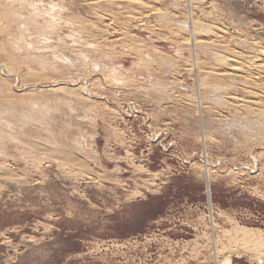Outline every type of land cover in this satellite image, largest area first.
Wrapping results in <instances>:
<instances>
[{"label": "rangeland", "instance_id": "1", "mask_svg": "<svg viewBox=\"0 0 264 264\" xmlns=\"http://www.w3.org/2000/svg\"><path fill=\"white\" fill-rule=\"evenodd\" d=\"M30 1L64 21L18 54L0 7V264H264L218 243L264 232V0Z\"/></svg>", "mask_w": 264, "mask_h": 264}, {"label": "bare ground", "instance_id": "2", "mask_svg": "<svg viewBox=\"0 0 264 264\" xmlns=\"http://www.w3.org/2000/svg\"><path fill=\"white\" fill-rule=\"evenodd\" d=\"M87 1V0H86ZM153 1V0H152ZM10 3V4H9ZM9 3H2V4H0V7L1 8H6V10H5V14H7V15H9V16H11V17H16V19H17V29H18V33L17 34H15V38H16V42H18V43H16V46L14 47V50L19 54V53H22L21 51V49H22V46L21 45H18V44H20V42H22V40L25 38L22 34H24V35H27V36H29V35H31V34H33V33H35V34H39V33H43L44 32V29H46L47 28V30H53L54 31V29H56L55 27H56V24H58L57 23V21H56V19L58 18V17H60V15H61V13H63L64 12V8L65 7H62L60 4H51V6H50V9H48V15L46 16V19H45V17H42L41 15H39V13H38V9H37V4L36 3H34V1H30V0H11ZM134 4V3H133ZM174 4V3H173ZM140 6V5H139ZM24 7H26V9H27V11H28V15L32 18V20L31 21H29V22H25V21H23V17H21L22 16V11L25 9ZM47 7V6H46ZM143 7V6H142ZM140 9H141V7H140ZM47 10V9H46ZM66 10V9H65ZM40 12H41V10H40ZM47 12V11H46ZM52 12V13H51ZM56 12V13H55ZM27 13V12H26ZM42 13V12H41ZM44 13V12H43ZM42 13V14H43ZM134 13V12H133ZM50 14H52V15H50ZM163 14V13H162ZM157 15V14H156ZM155 15V16H156ZM164 15V14H163ZM5 16V15H4ZM24 16V15H23ZM63 16V15H62ZM158 16H159V14H158ZM29 17V18H30ZM9 18V17H8ZM28 18V19H29ZM39 18L43 21V23H45V25H46V28H42L41 27V25H40V23H38L39 22ZM61 18V17H60ZM64 18V17H63ZM63 18L62 19H59L58 18V21L59 20H61V21H64L63 20ZM13 19V18H12ZM168 19L170 20V21H173L172 19H170L169 18V16H168ZM190 19V18H189ZM103 20V19H102ZM163 20V19H162ZM161 20V21H162ZM165 21H166V19H164ZM56 21V22H55ZM105 21V20H104ZM64 23V22H63ZM66 24V23H65ZM65 24H63V25H65ZM66 25H68V24H66ZM187 25H188V23H187ZM60 26V25H59ZM68 26H71V25H68ZM75 27V26H74ZM199 27V25L198 24H196V23H194L193 21H191V23H190V26L188 27L189 29H190V31L191 32H194V31H196V30H200V27ZM203 28V27H202ZM209 32V31H208ZM216 33V32H215ZM70 34V33H69ZM203 34V33H202ZM206 36V35H205ZM14 37V36H13ZM192 38V37H191ZM209 38V37H208ZM218 38V37H217ZM61 39V38H60ZM193 39V38H192ZM25 40V39H24ZM52 40V39H51ZM68 40V39H67ZM61 41V40H60ZM46 44L48 43V40L46 39ZM25 43V42H24ZM45 44V45H46ZM49 45V44H48ZM24 46H26L29 50L31 49V52H34V50H33V47H32V44H24ZM79 46V45H78ZM193 46H199L197 43H194L193 44ZM25 47V48H26ZM44 47V46H43ZM46 47V46H45ZM111 47V46H110ZM200 47H204V46H200ZM205 47H208V48H211V47H213L212 45H208V46H205ZM27 49V50H28ZM48 50H49V48H48ZM51 51V50H50ZM212 51V50H211ZM210 51V52H211ZM27 52V51H26ZM213 52V51H212ZM35 53V52H34ZM34 53H25V54H23L24 55V60H32V61H34V62H36L37 63V65H40V66H44L43 68H45L46 67V65L47 66H49L50 68V70L52 71H54V70H56L54 67H56V66H54V64H50V62H48V60L45 58V57H43L42 55H40V53H39V55H35ZM42 53V52H41ZM44 54H45V52H44ZM55 54V53H54ZM83 54V53H82ZM46 56V55H45ZM216 56V55H215ZM81 57V56H80ZM83 57H85L84 56V54H83ZM213 57V56H212ZM216 58V57H215ZM217 58H218V60L220 61L221 60V63H224V62H226V59L227 58H222V57H220V56H217ZM216 58V59H217ZM234 58H236L235 56H234ZM56 59V58H55ZM54 60V59H53ZM60 61V59H56L55 60V62L57 61L58 63H60L59 61ZM86 61H88V59L86 60ZM85 61V62H86ZM54 62V63H55ZM84 61H83V63H85ZM230 62V61H229ZM149 63V62H148ZM56 64V63H55ZM88 64H90L89 62H88ZM227 64V63H226ZM251 64L252 65H254V60H252L251 61ZM229 65H232L233 66V70L234 71H238V73L240 72V71H242V63H237V62H235V64L233 63V64H231V62L228 64V66ZM84 66H86L85 64H84ZM232 66H231V68H232ZM1 67V66H0ZM197 67V66H196ZM248 67V66H247ZM87 68H89V66L87 67ZM93 68V67H92ZM169 68V67H168ZM198 68V67H197ZM230 68V67H229ZM264 68V67H263ZM1 70H0V73H1V75L2 76H11L12 75V73L11 72H9V71H7V72H3L4 70L2 69V68H0ZM95 69V68H94ZM97 69H98V67H97ZM244 70V69H243ZM97 71V70H96ZM110 71V70H109ZM92 72H95V71H92ZM114 72L116 73V71L114 70ZM115 73H113L112 74V76H115L114 74ZM244 73V72H243ZM236 74V73H235ZM109 75V74H108ZM117 75V74H116ZM249 75H251V74H249ZM120 76V75H119ZM31 77H32V75H31ZM31 77H28V78H31ZM104 77V76H103ZM118 77V76H117ZM114 78V77H113ZM119 78V77H118ZM6 79V78H5ZM112 80V79H111ZM8 81V80H7ZM115 81H117V80H115ZM83 82H84V84H85V80L83 79ZM29 84V83H28ZM33 86H35L36 88H38L39 90H46V89H44V87H42V86H40L39 87V85H33ZM52 86V85H51ZM69 86H71L70 85V83H67V82H65V81H61L60 83H58V84H56L55 86H53V87H51V88H48L47 90L48 91H51L52 93L53 92H56V91H65V90H67V91H69V92H72L73 94H74V92H75V90H77L76 88H78V87H76V88H74V89H71V87H69ZM82 86V85H81ZM246 86H248V85H246ZM80 88V87H79ZM95 88V87H94ZM176 89V88H175ZM217 89H219V88H217ZM251 89H253V88H251ZM83 90V89H82ZM79 91V90H78ZM63 93V92H62ZM83 93V92H82ZM163 93V92H162ZM251 93V92H250ZM249 93V94H250ZM12 94V93H11ZM252 95H253V98L255 99V100H261L262 98H260L259 97V94L257 93V94H255V93H251ZM264 94V93H263ZM148 95V94H147ZM236 97H238V96H236ZM81 98V97H80ZM81 100V99H80ZM234 100V99H233ZM240 100V99H239ZM199 102V101H198ZM236 102V101H235ZM7 103V102H6ZM201 104V103H200ZM228 104V103H227ZM245 107V106H244ZM230 110V109H229ZM254 113V112H253ZM263 115H261V117L264 119V112L262 113ZM260 116V115H259ZM259 118V117H258ZM254 125V124H253ZM245 127H246V125H245ZM202 128V127H201ZM262 128V129H261ZM261 128H259V129H256V130H261L260 132H262L263 134H259L260 135V137H257V135L255 136V137H257V141H260V140H262V141H264V126L263 127H261ZM247 129V128H246ZM242 131V130H241ZM250 131V130H249ZM255 132V131H254ZM204 133V132H203ZM255 135V134H254ZM253 137V136H252ZM254 138V137H253ZM260 139V140H259ZM205 141V140H204ZM254 141H256L255 140V138H254ZM17 142V141H16ZM253 142V141H252ZM261 142V141H260ZM259 142V143H260ZM257 143V142H256ZM263 143V142H262ZM261 144V143H260ZM264 144V143H263ZM261 146V145H260ZM209 173H210V169L208 168V167H205V175H206V177H207V181H208V176H209ZM218 243L219 244H221V246L222 247H224L225 248V246L226 245H228V244H239V245H241L243 248H247V249H249L250 251H254V250H257V249H262V248H264V232L263 231H261V230H258V229H252V228H246V227H241V226H234V227H232L230 230H227L226 231V234H225V236H224V238L223 239H219V241H218ZM231 247V246H230ZM218 253V252H217ZM259 263H262V261L261 260H259ZM216 264H233L232 263V260H231V258L230 257H225L222 261H217L216 262Z\"/></svg>", "mask_w": 264, "mask_h": 264}]
</instances>
